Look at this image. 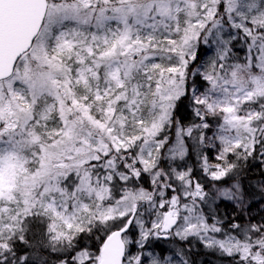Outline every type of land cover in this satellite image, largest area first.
Masks as SVG:
<instances>
[{"label":"snow or ice","instance_id":"1","mask_svg":"<svg viewBox=\"0 0 264 264\" xmlns=\"http://www.w3.org/2000/svg\"><path fill=\"white\" fill-rule=\"evenodd\" d=\"M200 250L264 264V0H0V264Z\"/></svg>","mask_w":264,"mask_h":264},{"label":"trees","instance_id":"2","mask_svg":"<svg viewBox=\"0 0 264 264\" xmlns=\"http://www.w3.org/2000/svg\"><path fill=\"white\" fill-rule=\"evenodd\" d=\"M257 212V209L253 208V214L255 215ZM165 242H161V245H164ZM207 250H200L199 256L196 255L194 257L196 264H221V261L211 254H206ZM202 262V263H200Z\"/></svg>","mask_w":264,"mask_h":264},{"label":"rangeland","instance_id":"3","mask_svg":"<svg viewBox=\"0 0 264 264\" xmlns=\"http://www.w3.org/2000/svg\"><path fill=\"white\" fill-rule=\"evenodd\" d=\"M161 242H164V241H161ZM198 256H199V254H198ZM200 263H202V262H200Z\"/></svg>","mask_w":264,"mask_h":264}]
</instances>
